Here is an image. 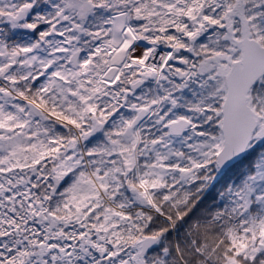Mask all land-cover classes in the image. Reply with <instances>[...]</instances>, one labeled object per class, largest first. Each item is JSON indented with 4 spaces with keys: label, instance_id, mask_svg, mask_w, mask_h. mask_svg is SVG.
I'll return each mask as SVG.
<instances>
[{
    "label": "snow or ice",
    "instance_id": "snow-or-ice-1",
    "mask_svg": "<svg viewBox=\"0 0 264 264\" xmlns=\"http://www.w3.org/2000/svg\"><path fill=\"white\" fill-rule=\"evenodd\" d=\"M0 264H264V0H0Z\"/></svg>",
    "mask_w": 264,
    "mask_h": 264
}]
</instances>
